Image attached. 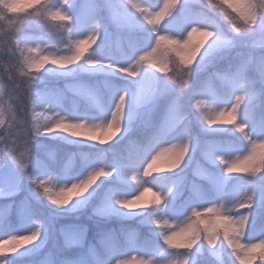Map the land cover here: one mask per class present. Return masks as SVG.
<instances>
[{
	"label": "snow or ice",
	"instance_id": "1",
	"mask_svg": "<svg viewBox=\"0 0 264 264\" xmlns=\"http://www.w3.org/2000/svg\"><path fill=\"white\" fill-rule=\"evenodd\" d=\"M0 33V264H264V0H0Z\"/></svg>",
	"mask_w": 264,
	"mask_h": 264
},
{
	"label": "rangeland",
	"instance_id": "2",
	"mask_svg": "<svg viewBox=\"0 0 264 264\" xmlns=\"http://www.w3.org/2000/svg\"><path fill=\"white\" fill-rule=\"evenodd\" d=\"M159 2L161 3V5H162V3H163V0H159ZM163 23V22H162ZM46 39H48L49 40V42H54V41H56L57 40V37L55 36V35H51V34H46ZM198 39H200V37H199V35L198 34H195L194 36H193V41L195 42V41H197ZM262 39H264V38H261L259 35H257L256 37H254L253 38V40L252 41H250V43L251 42H255V43H260L261 42V40ZM99 42V41H98ZM92 47H95V45H93ZM111 48H112V54L114 55V56H119V50H118V48H117V45H116V42H115V40H113V42H112V44H111ZM115 139V138H114ZM113 139V140H114ZM112 140H110L107 144H105V145H103V146H101V147H108V145L110 144V142H111ZM91 143H98V142H96V141H92ZM164 159L165 158H161V161H158L157 162V166H162V164H163V161H164ZM155 174V173H154ZM154 191V190H153ZM129 198H131V197H129ZM153 199V196H152V192H145L144 193V196L142 197V202H146V201H150V200H152Z\"/></svg>",
	"mask_w": 264,
	"mask_h": 264
},
{
	"label": "trees",
	"instance_id": "3",
	"mask_svg": "<svg viewBox=\"0 0 264 264\" xmlns=\"http://www.w3.org/2000/svg\"><path fill=\"white\" fill-rule=\"evenodd\" d=\"M5 31H6V25H5ZM8 39V37L6 35H4L3 33H0V40L6 41ZM12 61L10 60V58L5 55L4 53H0V76H5V72H4V66L10 64ZM115 143V141L111 142V144ZM193 167H195V162L193 163ZM240 175V174H237ZM193 178L192 177V170H189V179ZM97 183H99V181H97ZM91 239V237H89ZM11 255V254H9Z\"/></svg>",
	"mask_w": 264,
	"mask_h": 264
}]
</instances>
